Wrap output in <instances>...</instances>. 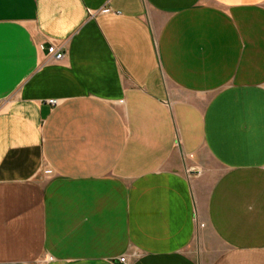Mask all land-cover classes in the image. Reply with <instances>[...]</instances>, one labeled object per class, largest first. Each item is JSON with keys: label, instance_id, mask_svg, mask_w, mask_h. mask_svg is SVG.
<instances>
[{"label": "crops", "instance_id": "crops-1", "mask_svg": "<svg viewBox=\"0 0 264 264\" xmlns=\"http://www.w3.org/2000/svg\"><path fill=\"white\" fill-rule=\"evenodd\" d=\"M122 257L264 264V0H0V264Z\"/></svg>", "mask_w": 264, "mask_h": 264}, {"label": "built area", "instance_id": "built-area-1", "mask_svg": "<svg viewBox=\"0 0 264 264\" xmlns=\"http://www.w3.org/2000/svg\"><path fill=\"white\" fill-rule=\"evenodd\" d=\"M105 11H107V10H103V12H105ZM43 49L44 48H41V50H43ZM45 51H46V57H45L46 58V63H49V62H60V61H62L64 59L63 57L65 56V52H64V47H62V46L51 45V46L47 47L45 49ZM49 103L51 105H55L56 104V102L53 101V100L49 101ZM119 263L120 264H125L126 263L125 257L120 258L119 259Z\"/></svg>", "mask_w": 264, "mask_h": 264}]
</instances>
